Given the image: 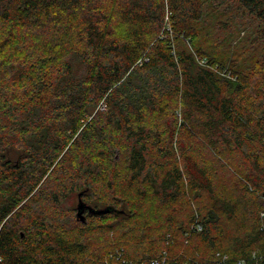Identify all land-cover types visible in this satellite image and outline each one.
I'll list each match as a JSON object with an SVG mask.
<instances>
[{
	"label": "trees",
	"instance_id": "16d2710c",
	"mask_svg": "<svg viewBox=\"0 0 264 264\" xmlns=\"http://www.w3.org/2000/svg\"><path fill=\"white\" fill-rule=\"evenodd\" d=\"M261 212L264 0H0V264H264Z\"/></svg>",
	"mask_w": 264,
	"mask_h": 264
},
{
	"label": "built area",
	"instance_id": "2783aa9c",
	"mask_svg": "<svg viewBox=\"0 0 264 264\" xmlns=\"http://www.w3.org/2000/svg\"><path fill=\"white\" fill-rule=\"evenodd\" d=\"M197 227L200 228L199 225H197ZM101 264H168V262L165 252H163V254L160 257L136 261L125 258L124 251L121 248V249H116L115 251L105 256L102 259Z\"/></svg>",
	"mask_w": 264,
	"mask_h": 264
},
{
	"label": "rangeland",
	"instance_id": "374dc122",
	"mask_svg": "<svg viewBox=\"0 0 264 264\" xmlns=\"http://www.w3.org/2000/svg\"><path fill=\"white\" fill-rule=\"evenodd\" d=\"M244 30H245L244 28L241 29V32H240V34H239L240 36L243 34V31H244ZM216 31H217V30H216ZM222 32L225 33L224 30L219 29V30L215 33V35H221ZM234 33H236L235 30H234L233 34H234ZM234 35H235V34H234ZM239 35H235V37H234L237 41L240 39V38H239ZM235 39H234V40H235ZM232 44H235V42L233 41ZM261 215L263 216V215H264V212H261ZM116 249H119V248H116ZM116 249L111 250V251H108L107 254H106L105 256H107L109 253L115 251ZM221 259H223V260L225 261V260L227 259V256H226V255H223ZM222 263H224V262H222ZM237 264H243V263H237Z\"/></svg>",
	"mask_w": 264,
	"mask_h": 264
},
{
	"label": "water",
	"instance_id": "95a60500",
	"mask_svg": "<svg viewBox=\"0 0 264 264\" xmlns=\"http://www.w3.org/2000/svg\"><path fill=\"white\" fill-rule=\"evenodd\" d=\"M81 207H83V205L79 204V205H78V209L81 208ZM77 214H79V212H78ZM79 215H80V214H79ZM81 218H82V216H81ZM82 219H83V218H82Z\"/></svg>",
	"mask_w": 264,
	"mask_h": 264
}]
</instances>
